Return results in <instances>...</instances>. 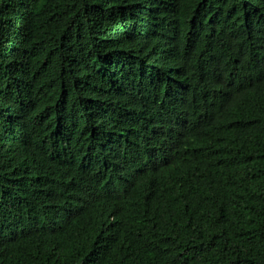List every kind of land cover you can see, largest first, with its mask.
I'll return each mask as SVG.
<instances>
[{
  "label": "trees",
  "instance_id": "16d2710c",
  "mask_svg": "<svg viewBox=\"0 0 264 264\" xmlns=\"http://www.w3.org/2000/svg\"><path fill=\"white\" fill-rule=\"evenodd\" d=\"M0 264H264V0H0Z\"/></svg>",
  "mask_w": 264,
  "mask_h": 264
}]
</instances>
